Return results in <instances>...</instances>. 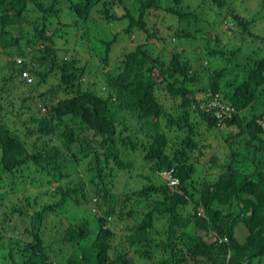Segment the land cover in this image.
I'll return each instance as SVG.
<instances>
[{
    "label": "trees",
    "instance_id": "16d2710c",
    "mask_svg": "<svg viewBox=\"0 0 264 264\" xmlns=\"http://www.w3.org/2000/svg\"><path fill=\"white\" fill-rule=\"evenodd\" d=\"M259 16L264 0H0V264H264ZM131 156L176 184L119 194Z\"/></svg>",
    "mask_w": 264,
    "mask_h": 264
},
{
    "label": "rangeland",
    "instance_id": "374dc122",
    "mask_svg": "<svg viewBox=\"0 0 264 264\" xmlns=\"http://www.w3.org/2000/svg\"><path fill=\"white\" fill-rule=\"evenodd\" d=\"M191 1V0H189ZM252 8H254L252 6ZM260 14V13H259ZM262 16H259V21L262 20L260 23V29L261 27L263 28L264 27V17ZM225 25V23L223 24ZM98 26L99 27H105V29L109 30L110 33H117L119 32L120 27H116V29H111V27L109 26H105L104 23H101V22H98ZM93 28V24L91 26ZM264 29V28H263ZM136 39L137 40H142L143 39V36L141 34H137L136 35ZM136 39H133L132 37L128 38L125 37L123 38L122 40H120V42L116 45V47L114 48V50L112 51V54H111V60H114V58L119 54V52L121 51V49L127 51L128 49H130L131 47H133L135 45V42H136ZM93 44V45H96L94 44L93 42H90V44ZM80 49H78V53H79ZM78 53H75L76 55H78ZM86 58H88L86 56V54H84L81 59L84 61L86 60ZM114 63L113 62H110L109 66L105 67V68H98L99 70V73H104L106 72L107 70H109L111 68V66L113 65ZM48 86L45 85L43 87H41L37 93L39 92H45L47 90ZM21 93V92H19ZM42 108V105H40V109ZM43 110H41L42 112ZM217 147L221 150V147H219V145L217 146V144H214L212 146V153L217 149ZM133 161H134V168H133V171L132 173H120V172H117L118 173V177H117V180H116V183H115V187L118 191L119 194H123L125 193L126 191L128 190H137L139 189L142 185L146 184V180L142 179V178H139L137 177L138 175H142V176H149L152 180V182L156 183V184H160V183H163V181L165 180L166 176L165 174H162L161 177L159 176H156L154 174H152L149 169L147 168V166L144 165L143 161H141V157L140 156H131L130 157ZM79 176H81L83 178V180L86 181V177L85 175H83L81 172H79ZM165 182V181H164ZM57 185V182H53L51 183L50 185H48V187H43V188H34V187H28L27 191L25 192H20L19 193V197L20 196H30V198H33V197H36L37 194H39L41 191H46L48 188L52 189L53 187H55ZM87 185V183H86ZM88 186V189H89V185ZM39 192V193H38ZM13 200L14 197L12 198ZM47 200L48 198H43L41 202H39V206H42L43 204L47 203ZM53 200V199H52ZM74 211H71L69 213H73ZM80 212L78 213L77 212V215H79ZM62 220L63 222H66L65 219H63L62 217ZM118 228H120V225L117 226Z\"/></svg>",
    "mask_w": 264,
    "mask_h": 264
},
{
    "label": "built area",
    "instance_id": "2783aa9c",
    "mask_svg": "<svg viewBox=\"0 0 264 264\" xmlns=\"http://www.w3.org/2000/svg\"><path fill=\"white\" fill-rule=\"evenodd\" d=\"M22 77H23L24 79H26L27 82H30V79H29L27 73H23V74H22ZM163 174H165V176H166L165 179L168 181V185L172 186V185L176 184V180L171 179V176H170V173H169V172H165V173H163Z\"/></svg>",
    "mask_w": 264,
    "mask_h": 264
}]
</instances>
